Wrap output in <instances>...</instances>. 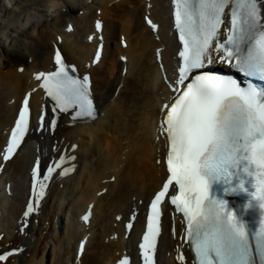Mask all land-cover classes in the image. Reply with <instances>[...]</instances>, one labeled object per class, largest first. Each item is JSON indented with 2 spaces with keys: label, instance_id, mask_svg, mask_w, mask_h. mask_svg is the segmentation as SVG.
I'll return each instance as SVG.
<instances>
[{
  "label": "bare ground",
  "instance_id": "obj_1",
  "mask_svg": "<svg viewBox=\"0 0 264 264\" xmlns=\"http://www.w3.org/2000/svg\"><path fill=\"white\" fill-rule=\"evenodd\" d=\"M163 1L149 3L153 19L160 22L156 34L165 42L171 29L163 16ZM146 4L147 0H0V147L5 140L2 130L11 123L26 92L32 93L30 108L35 117L45 103L41 89L32 91L37 83L34 72L47 66L56 69L54 46L61 47L66 60L84 71L96 44L87 40L94 34V17L104 20L106 38L101 60L89 67L98 115L74 121L61 115L53 133L37 125L29 127L17 154L0 174L1 180L12 182L7 192L11 197L0 185V247H25L22 255L14 254L0 264H116L128 256L129 239L133 240L145 223L139 213L127 236L130 210L133 214L139 209L138 199L143 200L141 208H146L149 195L165 175L162 162L156 161L159 143L154 136H159L155 102L167 91L155 63V47L161 43L143 20ZM51 7L53 11L56 8V14L49 13ZM79 10L81 14H77ZM68 22L73 25L71 31L66 28ZM120 35L126 37V47L120 45ZM161 53L167 62L170 48ZM122 55L125 62L120 60ZM20 65L22 72L17 71ZM51 141L59 153L64 146L68 149L69 142L77 143L75 150H68V154H76L77 165L71 175L52 182L38 212L27 219L23 216L31 196L27 168L38 152L49 153ZM91 202L92 216L85 224L76 216ZM59 218L62 221L57 224ZM26 221L29 224L23 227ZM168 226H163L160 240V247L167 245L166 251L172 250L174 243L182 246L170 238ZM79 238L86 241L81 255L77 253ZM173 254L171 251L167 258L159 255L160 263L190 264L186 254L183 262L176 261ZM130 264H136L134 258Z\"/></svg>",
  "mask_w": 264,
  "mask_h": 264
},
{
  "label": "snow or ice",
  "instance_id": "obj_2",
  "mask_svg": "<svg viewBox=\"0 0 264 264\" xmlns=\"http://www.w3.org/2000/svg\"><path fill=\"white\" fill-rule=\"evenodd\" d=\"M172 5L180 63L177 78L169 85L176 95L162 106L159 124L166 141L168 175L150 201L139 245L143 264H154L160 206L167 203L182 214L181 239L194 253L193 264H264V84L252 82H264V0H172ZM145 19L153 30L158 28ZM96 28H101V21H96ZM54 58V71L35 74L55 102L52 112L75 108L76 117H92L89 76L77 77L59 49ZM216 62L234 67L246 80L204 70ZM31 95H25L0 153L4 162L14 158L29 130ZM46 115L42 109L38 127L55 129L57 120H46ZM64 162L62 155L46 173L41 172L38 159L34 162L25 218L39 208L53 174L72 171L62 167ZM229 197H240L243 203L236 205ZM90 215L91 207L82 219L87 222ZM134 219L135 214L126 224L128 230ZM84 244L81 241V253ZM15 251L0 254V261ZM177 259L183 262V253ZM119 264H129L128 258Z\"/></svg>",
  "mask_w": 264,
  "mask_h": 264
},
{
  "label": "rangeland",
  "instance_id": "obj_3",
  "mask_svg": "<svg viewBox=\"0 0 264 264\" xmlns=\"http://www.w3.org/2000/svg\"><path fill=\"white\" fill-rule=\"evenodd\" d=\"M52 11H53L52 9H51V11L49 10V13H50V12L52 13ZM1 14H2V13H1ZM143 86H144V85H142V87H143ZM107 138L110 139V136H108ZM59 219L62 220V218H59Z\"/></svg>",
  "mask_w": 264,
  "mask_h": 264
}]
</instances>
